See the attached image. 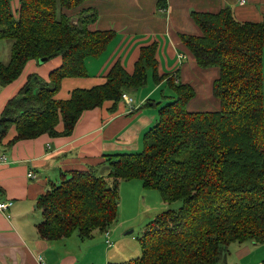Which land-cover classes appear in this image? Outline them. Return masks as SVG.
<instances>
[{"label": "trees", "instance_id": "16d2710c", "mask_svg": "<svg viewBox=\"0 0 264 264\" xmlns=\"http://www.w3.org/2000/svg\"><path fill=\"white\" fill-rule=\"evenodd\" d=\"M91 1L19 0L14 11L12 0H0V41L13 42L9 62L0 61L1 88L31 60H62L49 81L37 77L41 85L35 87L33 76L7 102L0 140L12 126L17 135L9 145L43 134L70 136L84 112L107 101L115 110L122 95L137 92L150 75L156 85L166 80L175 99L159 107L140 152L103 156L98 165L108 166L107 177L91 168L49 183L37 200L38 237L86 240L95 230H110L118 219L120 183L137 179L164 203L182 201V207L149 221L138 239L141 255L119 264H225L233 243L264 245V21H239L230 7L191 11L200 35L179 38L200 69H218L212 83L218 110H189L196 89L159 73L157 42L141 47L132 73L117 61L103 84L74 89L60 100L63 80L87 77V60L102 56L116 37L113 29H91L98 18L87 7Z\"/></svg>", "mask_w": 264, "mask_h": 264}, {"label": "crops", "instance_id": "0c3cea01", "mask_svg": "<svg viewBox=\"0 0 264 264\" xmlns=\"http://www.w3.org/2000/svg\"><path fill=\"white\" fill-rule=\"evenodd\" d=\"M159 1L89 2L87 7L98 13L91 29H113L116 37L102 56L89 58L96 59V64L91 69L87 65V77L63 80L56 98L66 100L74 89L103 84L117 61L123 64L128 73H132L141 47L157 42L159 73L168 74L178 83H189L196 89L197 97L188 108L193 111L218 110L219 103L212 96V83L218 77V69H200L181 44L179 35H200V29L190 16L191 11L217 13L230 7L239 21H264V0H247L245 4H240L239 0H162L165 7L159 6ZM12 6L16 11L19 0H12ZM180 54L185 55L183 60L178 58ZM61 63V57L46 61L41 66L33 60L29 61L17 80L1 88L0 114L32 75L48 81L50 72ZM164 66L168 70L175 69L174 73L164 71ZM148 79L146 85L150 82V88L134 94L140 101L139 105H134L135 99L131 95V106L121 101L113 110L114 103L107 101L100 107L84 112L70 136L43 134L9 145L17 135L15 126H12L0 140V155L7 158L6 163H0V202H13L10 208L0 210V264H119L132 258L131 253H142L140 249L127 253L130 246L127 235L131 232L122 233L120 214L109 230L110 247L101 230L93 231L92 237L86 240H81L77 235L51 242L40 239L37 224L42 220V213L38 210L37 200L49 189L50 182L62 179L64 172L95 168L97 173L98 169H103L108 175V167L98 165L104 155L132 153L142 149L144 134L159 120V109L155 103H159L158 91L166 84V80L156 85L152 77ZM148 105L151 108L143 110ZM63 128V123H60L58 131ZM124 147L128 150L123 151ZM30 173L33 176H29ZM135 180L122 181L120 187L128 183L139 194L158 195L153 192L156 190L142 188L141 180ZM263 247L259 248V244L251 242L233 243L229 246L225 264H263Z\"/></svg>", "mask_w": 264, "mask_h": 264}, {"label": "rangeland", "instance_id": "374dc122", "mask_svg": "<svg viewBox=\"0 0 264 264\" xmlns=\"http://www.w3.org/2000/svg\"><path fill=\"white\" fill-rule=\"evenodd\" d=\"M163 42H164L163 38L161 37V44H163ZM12 43L13 42L10 40L0 41V61L1 62H3V63L9 62L10 50H11ZM159 52H160V57H162L161 48H160ZM33 61L36 62L39 66H41L43 64L37 60H33ZM95 62H96V59L87 60L88 69L94 68L95 64H96ZM44 64H45V62H44ZM163 69L166 72L172 71V73H174V71H175V69L168 70L166 68V66H164ZM33 76H35V78H33ZM31 78H33L32 84L35 87H40L41 82H39V80H37V81L35 80V79H37V75L36 74L32 75ZM31 78H30V80H31ZM38 78H40V77L38 76ZM149 78H151V77L149 76ZM40 79L45 80L43 78H40ZM150 85H151V83L149 82L148 85H145L143 88H140L138 90V92L142 91L143 89H145L147 87L150 88ZM5 86H7V85H5ZM0 90H1V87H0ZM135 93H136V91L133 90V91L129 92V95H131L132 98L135 99L134 105H139L140 101L137 98H135V95H134ZM158 94L160 96V99L158 102H161L160 105H157L158 109L160 106L165 105L166 103L172 102L175 99V93L166 84H164L161 87V89L158 91ZM147 107H150V106L149 105L145 106L143 108V110ZM158 109H157V112H158ZM191 111H193V110H191ZM142 149H143V145H142ZM127 150H128V148H126V147L123 148V151H127ZM140 151H138V152H140ZM138 152H132V153H138ZM103 166L106 167L107 165H103ZM103 166L101 168H103ZM97 168H99V167H97ZM102 170L103 169H98L97 175H105V177H107V174L105 172H103ZM61 181L62 180H60L58 178L55 183L60 184ZM135 181H138V180H135ZM139 182H141V181L139 180ZM127 184L123 185V186L121 185V187H120V201L121 202L119 203V214H120L119 215V226L122 230V233L125 234V233L131 232L130 234L127 235L128 239H129L128 242L130 245L129 249L127 250V253H131V251H133V250H137V249L141 250L138 239L142 234L144 226L149 221L154 219L159 213L165 211L166 209H169V208L174 209V210L180 209L182 207V201H176V202H173L171 204H166V203H164L162 196L158 191H153V192H155V194H158L157 196L152 195V193H150L149 195H147L145 193L139 194L136 192V190H133L134 188L129 187V185H127ZM141 186H142V188L144 187L142 185V183H141ZM38 210H39V212L42 213L41 209H38ZM262 246L263 245H259V248H262ZM139 253H131L130 256L132 258H129L126 261H129L131 259H135V258L139 257L141 255Z\"/></svg>", "mask_w": 264, "mask_h": 264}, {"label": "built area", "instance_id": "2783aa9c", "mask_svg": "<svg viewBox=\"0 0 264 264\" xmlns=\"http://www.w3.org/2000/svg\"><path fill=\"white\" fill-rule=\"evenodd\" d=\"M247 0H239L240 4H245ZM180 60H183L185 58L184 54H180L178 57ZM122 101L125 102L126 104L130 105L132 104V98L129 96V94H123L122 95ZM7 158L5 155H0V163H6ZM29 176H33V173H30ZM13 202L12 201H7V202H0V210H6L12 206ZM105 237H106V244L110 247L112 246V242L109 238L110 231L105 230L104 231Z\"/></svg>", "mask_w": 264, "mask_h": 264}, {"label": "water", "instance_id": "95a60500", "mask_svg": "<svg viewBox=\"0 0 264 264\" xmlns=\"http://www.w3.org/2000/svg\"><path fill=\"white\" fill-rule=\"evenodd\" d=\"M48 59L47 58H41L39 61H40V63H44V62H46Z\"/></svg>", "mask_w": 264, "mask_h": 264}]
</instances>
